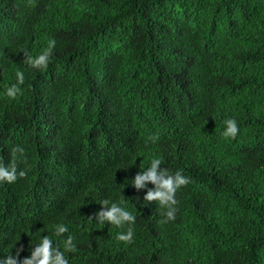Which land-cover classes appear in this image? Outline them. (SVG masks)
I'll return each mask as SVG.
<instances>
[{"label": "trees", "instance_id": "trees-1", "mask_svg": "<svg viewBox=\"0 0 264 264\" xmlns=\"http://www.w3.org/2000/svg\"><path fill=\"white\" fill-rule=\"evenodd\" d=\"M15 145L0 255L47 234L68 264H264V0H0V161ZM153 156L189 177L174 219L132 183ZM113 201L135 220H98Z\"/></svg>", "mask_w": 264, "mask_h": 264}, {"label": "clouds", "instance_id": "clouds-1", "mask_svg": "<svg viewBox=\"0 0 264 264\" xmlns=\"http://www.w3.org/2000/svg\"><path fill=\"white\" fill-rule=\"evenodd\" d=\"M55 41L49 39L48 47L45 48L38 55L32 56L27 55L26 61L28 64L34 67H44L47 66L51 52V48ZM16 83H12L5 88V94L9 97H15L20 91L19 84L24 81V72L17 69L15 72ZM226 125L222 131V135L227 137H234L238 132L237 120L234 116L225 118L223 121ZM155 139V136L151 137ZM23 152L24 149L19 145H15L12 149L13 158L10 160L9 164H5L0 161V181L7 180L13 181L17 176H24L26 174L24 168L17 170L15 154L16 152ZM161 163V158L158 156H153L150 158V163L148 167L143 172H138L133 178L132 183L137 186H145L144 182L146 180H151L155 184L154 189H149L145 193L146 200L156 199L161 205L166 208L165 217L167 219H174L177 209L174 207L177 200L175 197V192L177 187L182 184H186L189 177L182 174V171L177 169L174 173H169L168 169H161L160 173L157 172V166ZM144 168V167H142ZM167 173V175H165ZM102 204L108 205L107 199L101 202ZM98 220L100 221H110L116 225H121L125 221H134L135 215L132 211L128 210L126 207H122L120 204L113 201L110 206L101 209L98 214ZM54 231L57 234L64 233L68 231V226L63 223H58L54 227ZM116 239L125 242H131L133 239V229L131 225L126 231H121L116 233ZM73 236L69 233L64 240V249H72L75 247L73 244ZM20 249H17L16 254L0 255V264H68V259L65 257L64 252L56 246L53 240L47 235H41L39 243H34L30 250V255L23 258L17 259Z\"/></svg>", "mask_w": 264, "mask_h": 264}]
</instances>
